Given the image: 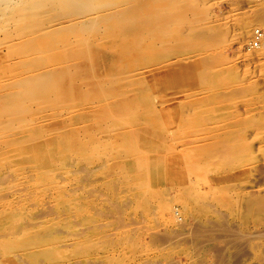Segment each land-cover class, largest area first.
<instances>
[{"label": "rangeland", "instance_id": "1", "mask_svg": "<svg viewBox=\"0 0 264 264\" xmlns=\"http://www.w3.org/2000/svg\"><path fill=\"white\" fill-rule=\"evenodd\" d=\"M175 10L174 32L151 36L46 11L56 33L36 48L1 21L0 97L30 98L0 115V264H264V51L248 46L264 0ZM84 47L103 94L84 75L64 95L32 86Z\"/></svg>", "mask_w": 264, "mask_h": 264}, {"label": "bare ground", "instance_id": "2", "mask_svg": "<svg viewBox=\"0 0 264 264\" xmlns=\"http://www.w3.org/2000/svg\"><path fill=\"white\" fill-rule=\"evenodd\" d=\"M126 1L127 2H123V0H15V1H13V0H0V18H1L0 19V23H1V21H3L2 22V23H4L3 25L7 28L8 25L9 26L11 25L10 24L11 20H14L16 23H18V21H19V23L22 25L21 27H23L28 32V33L26 32V34H27V42H28L27 44L28 45H31V46H34V48H36L38 46L41 37L46 36V35L49 37V36H51L50 34H52V33L55 32V29L53 30L52 29V26H55V28L57 27L56 24L50 25L48 27H44V16H45L46 11H61V9L63 10L65 8H66L67 11H72L74 14H80L81 17H85L86 18L85 20H81V22H79L78 30L81 31V32H85V31H95V30H98L99 28H101L104 25H106V26L109 27V25L111 24V20L113 18L116 19V23L118 25H121L122 27H125L127 25H129V27L132 26L134 28V33H137V34L138 33L139 34L141 33L142 35H144L142 32H148L150 29L151 30L152 29L153 30H158V31L161 30V31H163V33L165 31L166 32H169V33L171 31L174 32V27H175L174 25L176 24L177 18H178L177 14L174 13V11H176L175 9L179 5V3L182 2V0H126ZM130 1H131V3H130ZM1 7H4L5 9L4 8L2 9ZM97 11L98 12L99 11H105V12L106 11H110V12L103 13L100 16H98L97 13H96ZM111 11H113V12H111ZM192 11H190V13ZM95 13H96V15H95ZM46 14H47L46 15V17H47L48 16V13H46ZM49 16H50V13H49ZM258 16H259V18L264 19V11H260V13L258 14ZM2 18L4 20H2ZM47 18H45V19H47ZM62 19H64V18H62ZM76 19H78V18H76ZM45 23H47V22H45ZM49 23H52V22H49ZM72 23H74V21ZM58 26H61V25L58 24ZM65 26H68V25H65ZM252 29H255V27L254 28H251V33H250V39H249V42H248V46H249L250 50H253L254 51L256 48H254V49L251 48V43H252V40H253V31H254ZM128 31H129V29H128ZM5 32H6V30H5ZM130 32H131V30H130ZM132 32H133V30H132ZM149 32H152V31H149ZM149 32H148V34H149ZM23 33L24 32L22 31L21 35ZM88 33H90V32H88ZM150 34H149V36H151ZM21 35L20 36H16V37H18L19 39L20 38L22 39L23 36L21 37ZM55 35L56 36L58 35L59 38L61 37V34L59 32L57 34H54V36ZM102 35H103V33H102ZM106 35L109 36V34H106ZM133 35L130 36V37L133 38ZM155 35H153V36H155ZM166 35H163V36L165 37ZM63 36H65V35H63ZM70 36L72 37V35H70ZM125 36H128L129 37V34L128 35H125ZM169 36H170V34H169ZM67 37H69L68 34H67ZM103 37H104V35H103ZM122 37L123 36H121L119 38L120 39L119 41H122ZM128 37H127V39H128ZM109 38L110 37H108V39ZM117 38H115V39H117ZM103 39H105V37L102 38V39H100V40H103ZM147 39H149V38H147ZM43 40H46V38L43 39ZM141 41H143V40H141ZM165 41L166 40H164L163 43ZM49 42L52 43V42H54V40L51 39ZM49 42L46 44L47 46L49 45ZM156 42L157 41H155L154 43H156ZM56 43L57 42H55V44ZM119 43L120 44H122V43L125 44L124 42H119ZM143 43H144V41H143ZM128 44H129V42H128ZM144 44L148 45V44H151V43H148L147 44L145 42ZM115 45H116V43H115ZM134 46L133 47L131 46V47L134 48ZM42 47L43 46L41 45V47L39 49H42ZM128 47L129 46H127V50H128ZM94 48H97V47H94ZM132 48L129 47L128 57L130 55V51H132L130 49H132ZM258 49L264 51V47L258 48ZM47 50L48 49H46V51ZM46 51H44V52L46 53ZM50 51H51V49H50ZM82 51H83L84 55L86 56V58H85L86 60H84L83 62H81L79 64L74 63V64L67 65V66H55V67L54 66H47L45 69H43L42 73H44V74H42V76H33L34 75V71H33L32 77L34 78V81H33V85L32 86H34L35 84H36V86L38 85L39 88H40V90L42 92H45L46 90H53V91H56L59 94H61L62 91L60 90V88H63V87L68 88V89H70L72 87L74 88V86L72 84L74 78L76 76H79V75H84L86 78H90V80L96 79V82L95 83H96L97 87L95 89L101 90V92L103 94L104 93V90L103 89H105V87L107 86L108 82L107 81L102 82L101 80H98L99 79L97 77V75H98V69H97V67L98 66L94 62V58L92 57L93 54L90 51V49L87 48V47H84ZM35 52H37V51H35ZM125 52L127 53L126 50H125ZM45 53H43V54H45ZM30 54H32V53H30ZM43 54L41 56H43ZM96 54H98V53H96ZM101 54H102V52H101ZM104 55H106V54L104 53ZM42 58H43V61H47V59L49 60V58L46 57V56H44ZM129 58H132V57H129ZM103 59H104V57H103ZM121 59H124V58H121ZM127 62H128V60H127ZM122 63H124V62H122ZM122 63H121V65H122ZM118 66H119V64H118ZM100 67L101 66L99 65V72L101 71ZM123 67H126V65H124ZM109 73H111V72H109ZM53 91H51V92H53ZM46 95H48V94L46 93ZM61 95H64V94H61ZM32 97H36V96H32ZM32 97H31V99H32ZM29 98L30 97H28L26 94H22V92H11V91H8L7 93L1 95V97H0V115L5 114L7 112L8 113H11V114H17L19 112L23 113L25 111L24 109H26V102L28 101ZM50 100H51V98H50ZM41 106H43V105H41ZM109 114L110 113H108V115ZM6 115H8V114H6ZM110 117H114V116H110ZM237 144L238 143L235 144L236 148H237ZM230 148H231V146H230ZM236 150H238V149H236ZM226 151H228V150H226ZM234 151H235V148H233V152ZM225 153H227V152H225ZM231 153H232V151H231ZM226 157H228V156H226ZM231 157H233V156H231Z\"/></svg>", "mask_w": 264, "mask_h": 264}, {"label": "built area", "instance_id": "3", "mask_svg": "<svg viewBox=\"0 0 264 264\" xmlns=\"http://www.w3.org/2000/svg\"><path fill=\"white\" fill-rule=\"evenodd\" d=\"M264 47V27H257L253 32V40L251 43V48H262Z\"/></svg>", "mask_w": 264, "mask_h": 264}]
</instances>
